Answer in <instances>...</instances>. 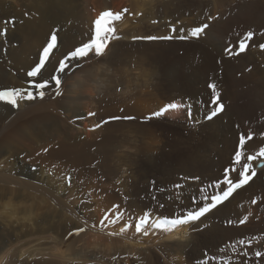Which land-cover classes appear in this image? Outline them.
<instances>
[{
    "label": "bare ground",
    "instance_id": "6f19581e",
    "mask_svg": "<svg viewBox=\"0 0 264 264\" xmlns=\"http://www.w3.org/2000/svg\"><path fill=\"white\" fill-rule=\"evenodd\" d=\"M109 9L143 11L142 24L131 25L129 17L117 21L119 38L105 54L67 70L60 88L46 89L43 99H20L17 107L0 101V264H264V159L251 162L247 175L256 176L202 223L151 228L147 236L135 230L145 213L154 223L195 209L184 206L233 167L241 134L252 137L245 156L264 148V121L247 122L232 104L246 90L258 111L253 113L264 117V0H0V30L8 29L0 35V89L28 87L27 72L57 32L52 29L61 26L58 49L42 71L48 78L64 54L87 42L95 16ZM203 24L208 27L192 37L191 30ZM248 32L253 35L237 55ZM210 83L219 85L225 105L211 121L205 119L214 107L209 97L220 88L211 92ZM188 98L200 126L173 141L176 153L142 162L161 133L154 122L140 119ZM128 115L137 121H125ZM190 121L182 116L171 123L186 127ZM242 164L234 166L242 171ZM124 167L131 181L123 179ZM179 182L185 185L178 196L173 187ZM116 202L119 208L109 214ZM102 220L109 230L99 226ZM81 227L84 232L69 235Z\"/></svg>",
    "mask_w": 264,
    "mask_h": 264
},
{
    "label": "snow or ice",
    "instance_id": "6c2138e0",
    "mask_svg": "<svg viewBox=\"0 0 264 264\" xmlns=\"http://www.w3.org/2000/svg\"><path fill=\"white\" fill-rule=\"evenodd\" d=\"M127 10L123 11H112L107 10L103 11L98 18L94 21V27L89 36L87 42H82L79 46L73 48V50L68 51L64 54L63 59L59 60L57 66H55L53 72L50 74L48 78H43L42 71L46 68V65L50 62L54 51L58 49L59 38L58 33L53 31L50 34L48 42L43 47L41 55L39 57V61L31 68L30 71L27 72V77L31 78L28 82V87L26 88H6L0 89V101L6 102V104L11 105L13 107L18 106V100L26 99L29 101L37 99V97L43 99L46 92V89H59L62 85L63 75L66 74L67 70L72 67H79L80 62L90 58L93 55H104L106 49L108 48L109 42L113 39H118L116 36L117 28L115 24L117 21L122 20L124 13ZM7 23H15V21H9ZM208 27L207 24H203L200 27H195L191 30L192 37H199V35ZM7 27L0 30V35L7 34ZM253 33L248 32L242 39L239 41V52H243L246 48V43L249 39H251ZM148 39H157V37H147ZM170 38V37H165ZM186 38V37H181ZM261 47H264L262 45ZM225 51L230 55L233 53L232 48H225ZM209 87L215 91L216 85L210 84ZM59 94V92H57ZM211 103L214 105L206 114L205 119L211 121L213 118L218 117L225 109V105L220 102V96L217 93L212 99ZM186 108V115L189 119L193 118V112L191 109V105H182L175 102H170L161 107L158 111H155L151 114L152 117H161L165 113H167L171 109H179L181 107ZM89 115H95V113H89ZM129 118L130 117H126ZM99 127V125H97ZM251 135L246 136L245 134H241L239 138L238 148L235 150L233 167L231 169L225 168L222 174V178L217 179L213 187L218 189L217 194H213L210 197H203L195 209L189 210L185 213H182L178 218L168 219L164 218L162 220H157L154 223H149V217L147 213L141 216L138 221L135 223V230L137 233H142L144 236L149 234V229H164L167 227L174 228L178 225L189 224L190 222H201L202 218L206 217L207 214L213 212L214 209H217L218 206L222 205L225 201L232 196L233 192L242 187L244 184L248 182L250 179L247 176V173L252 170V161L257 159H264V148H261L257 155H247L245 156L243 153V149L245 147L246 141L251 140ZM47 151V149H44ZM242 164V171H239L235 168L236 163ZM264 167V164L260 165ZM233 172L237 174V181L234 183L233 179L230 177L229 172ZM253 171V175H254ZM71 178H69L70 181ZM198 179V178H197ZM208 201V202H204ZM117 209L119 206H115ZM122 218V214L117 216V219ZM107 219V216L105 217ZM245 219H247L245 217ZM115 222V221H112ZM103 224L104 221L102 220ZM131 227V225H128ZM193 227H198L197 224L193 223ZM84 231L82 228H78L75 230V233H69V235L79 234ZM240 244H244L243 240L238 241ZM249 243H251L249 241ZM257 256L261 255V253L257 252Z\"/></svg>",
    "mask_w": 264,
    "mask_h": 264
},
{
    "label": "rangeland",
    "instance_id": "374dc122",
    "mask_svg": "<svg viewBox=\"0 0 264 264\" xmlns=\"http://www.w3.org/2000/svg\"><path fill=\"white\" fill-rule=\"evenodd\" d=\"M107 8H110V9H113V10H115V7H107ZM135 12V13H134ZM102 13V12H101ZM101 13H98L96 16H95V18H98L99 16H100V14ZM130 13V14H129ZM133 13V14H132ZM141 13V14H140ZM142 13H143V11H138V13L135 11V10H133V11H126L125 13H124V15H123V18H122V20L123 19H125L126 17H129L130 18V22H131V25H137V24H142L140 21L141 20H139L140 18H141V15H142ZM136 14V15H135ZM140 17V18H139ZM139 21H138V20ZM163 23L164 22H169V18H167V19H164L163 18ZM129 22V23H130ZM139 22V23H138ZM182 20L180 19L177 23L179 24V25H181L182 23ZM139 24V25H140ZM130 25V24H129ZM57 28V32H59V30H61V26H55V28H53L52 30H55ZM56 31V30H55ZM197 38V37H196ZM262 67V66H261ZM264 68V67H263ZM210 84H214V83H210ZM209 84V85H210ZM120 86H122V85H120ZM244 86V87H243ZM242 87H243V89H246V87L247 86H245V85H243ZM217 87H219V85L217 86ZM216 87V88H217ZM241 87V88H242ZM220 88V87H219ZM240 89V88H239ZM221 91V88L220 89H218L217 91H215V94H214V96L218 93L219 94V96H220V92ZM211 92H212V89H211ZM211 92H210V94H211ZM213 96V95H212ZM209 97V100L212 98H214V96L213 97ZM145 97V96H144ZM212 99H211V101H212ZM168 101V100H167ZM211 101H209V102H211ZM169 102V101H168ZM186 104L187 105H191V109H192V112H193V118L192 119H189V120H191L190 121V123H189V125L188 126H184V127H182V126H178V125H174V124H172L171 123V121H176V120H178L179 118H181L182 116L185 118V116H187L186 115V108L184 107V108H182V112L180 111L178 114L179 115H167L168 113H166L165 115H163V116H161V117H152L151 119H149V117H151V115L150 114H147L146 115V117H143V118H141L140 119V121L139 122H141V123H145V124H150V122L151 123H153L154 122V124H151L152 125V127H155V128H158V133H161L160 135H159V140H157V143L158 144H156V146H154L155 147V151H147L144 155H142V162H145V159L146 158H149V157H161L162 155H172L173 153H176V149H175V145H173V141H182V140H184L187 136H188V134H189V132H190V130L191 129H195V128H197V127H199L200 126V121L199 120H197V122H196V120H194V116H195V103H194V101H193V99L192 98H188L187 99V102H186ZM232 104L236 107V108H238V109H241L240 110V113H241V116L244 118H246V121H247V119L251 122L252 120H253V122H254V120H255V123L256 122H258V123H260V122H262V121H264V117H262L260 114L259 115H256V113H253V112H255L256 110L255 109H253L254 108V106H253V104H252V101H251V97L249 96V95H247V93H246V90H242L241 92H239V94L237 95V98L236 99H234L233 101H232ZM210 105L211 106H214L212 103H210ZM252 106V107H251ZM249 109V110H248ZM256 112H258V111H256ZM119 113L120 114H125V110H120L119 109ZM127 113V112H126ZM109 114H112V113H108V115ZM145 114V113H144ZM256 116H255V115ZM252 115V116H251ZM255 116V117H254ZM126 117H130V119L129 118H127V119H125V117H124V120L125 121H137L136 119V115H128V116H126ZM258 117V118H257ZM120 118V117H119ZM136 118V119H135ZM169 118V119H168ZM255 118H257V119H255ZM148 119H149V121H148ZM201 120L202 119H204V118H200ZM214 119V118H213ZM261 119V120H260ZM120 120H122V119H120ZM119 120V121H120ZM145 120V121H144ZM147 120V121H146ZM249 121H247V122H249ZM253 124V123H251V124H253V125H256V124ZM258 123H257V125H258ZM97 125H99V127H97ZM96 125V127L95 128H100V126H101V124L100 123H98ZM178 127V128H177ZM264 136V135H263ZM181 140H180V139ZM179 139V140H178ZM132 143H133V141H132V139H130V141H129V143L128 144H130V147L132 146ZM181 145L183 146V147H187V142H181ZM115 146H116V148L117 149H120L121 148V144L119 143V142H117V144L115 143ZM130 152H131V150H130ZM158 154V155H157ZM144 157V158H143ZM123 159L122 158H118L117 159V163H120V161H122ZM261 160H263V159H261ZM36 166L37 165H35V166H33L32 167V169H36ZM149 167H150V164L148 165ZM125 170H127V167H124L123 168V171H122V173H121V175L123 176V179H126V180H130L131 181V175H132V173L131 172H129V171H125ZM138 172L139 173H141V175H143V170L142 169H139L138 170ZM232 175H234V173H232ZM71 176V174L70 175H67V179H69V177ZM124 177H126V178H124ZM230 177H231V174H230ZM145 178H147V177H145ZM145 178H143V179H141L140 181H139V183L140 184H143L144 183V179ZM156 179L158 178V177H155ZM195 178V177H194ZM192 179V178H191ZM153 180V179H152ZM119 181H120V179H119ZM184 182H179V183H177L176 185H175V187H173L174 189H176L175 191L177 192V195L179 196V193H181V192H179L180 190H178V189H181V188H183L184 187ZM124 186V185H123ZM123 186L122 185H118L117 186V188H118V190H123ZM254 187V186H253ZM172 188V189H173ZM203 188V189H202ZM202 188H201V191L196 195V196H192L190 199H189V205L188 206H184V208L185 209H187V208H189V207H193V206H197V204L201 201V200H203V197H205V196H207V197H210L211 195H213V194H217V192H218V189L216 188V187H213V185L211 184H207V185H203L202 186ZM216 188V189H215ZM172 189H171V191H172ZM173 189V190H174ZM204 189H205V191H204ZM215 189V190H214ZM204 192H203V191ZM175 192V193H176ZM179 192V193H178ZM203 192V193H202ZM152 196H153V199L154 200H156V202H157V204H158V206H159V209L160 210H165V207L167 208V206H166V204H164V203H162L160 200H159V198H160V192L159 191H154L153 193H152ZM159 200V201H158ZM179 201H181V204H182V201H183V199L182 200H179ZM192 202V203H191ZM204 202H207V201H204ZM119 206L120 204L118 203V202H116V203H114L113 204V206L111 207V209H109V214L111 213V210H116L117 208L115 207V206ZM184 205V204H183ZM193 205V206H192ZM148 212V211H147ZM151 212V211H150ZM123 213H125V210L123 209V210H121V212H120V214H123ZM133 217V216H132ZM116 218V217H115ZM244 221V222H243ZM247 222V220L246 219H244V220H242V222H239V224L242 226V225H244L245 223ZM111 224H114V222H112ZM105 225V224H104ZM102 225V223L100 222L99 223V226L101 227V226H103V228H104V230H109L108 229V227H109V225ZM82 228V227H81ZM82 229H85V228H82ZM82 232H84V231H82ZM81 232V233H82ZM125 232V231H124ZM116 236V235H115ZM116 237H118V236H116ZM112 244L113 243H110V246H112ZM248 244V246L250 245L249 244V242L247 243ZM257 253V252H256ZM260 253V252H259ZM248 254V253H247ZM244 255H245V253H244ZM256 257L257 258H260L261 256L259 255V256H257L256 255ZM206 258L209 260V258H210V255H207L206 256ZM222 261H224L223 260V258H221V262ZM225 262V261H224ZM238 262H240L239 260H238ZM226 264H229L230 263V261H226L225 262Z\"/></svg>",
    "mask_w": 264,
    "mask_h": 264
},
{
    "label": "water",
    "instance_id": "95a60500",
    "mask_svg": "<svg viewBox=\"0 0 264 264\" xmlns=\"http://www.w3.org/2000/svg\"><path fill=\"white\" fill-rule=\"evenodd\" d=\"M261 164H263V162H262V161L259 163V165H261Z\"/></svg>",
    "mask_w": 264,
    "mask_h": 264
}]
</instances>
